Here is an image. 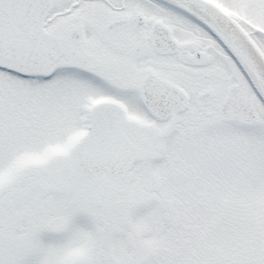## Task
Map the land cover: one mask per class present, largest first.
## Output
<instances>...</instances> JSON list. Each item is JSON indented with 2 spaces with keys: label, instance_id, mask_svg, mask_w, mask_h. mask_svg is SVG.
Wrapping results in <instances>:
<instances>
[{
  "label": "snow or ice",
  "instance_id": "snow-or-ice-1",
  "mask_svg": "<svg viewBox=\"0 0 264 264\" xmlns=\"http://www.w3.org/2000/svg\"><path fill=\"white\" fill-rule=\"evenodd\" d=\"M0 264H264V0H0Z\"/></svg>",
  "mask_w": 264,
  "mask_h": 264
}]
</instances>
